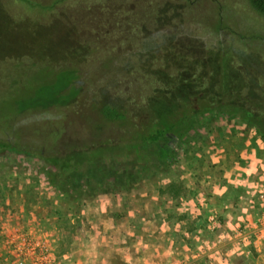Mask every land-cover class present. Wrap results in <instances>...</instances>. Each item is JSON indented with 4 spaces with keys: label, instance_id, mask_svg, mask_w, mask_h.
I'll use <instances>...</instances> for the list:
<instances>
[{
    "label": "rangeland",
    "instance_id": "374dc122",
    "mask_svg": "<svg viewBox=\"0 0 264 264\" xmlns=\"http://www.w3.org/2000/svg\"><path fill=\"white\" fill-rule=\"evenodd\" d=\"M183 41L201 53L196 56L207 65L212 86L229 81L227 101L247 108L259 103L264 17L246 0H0V142L19 148L0 149V264H15V246L27 238L49 242L61 264L105 263L80 232L86 203L76 208L47 184L43 170L49 166L40 155H68L72 146L87 151L113 135L114 129H97L103 126L100 108L127 107L131 97L149 100L151 76L173 67L168 49ZM213 136L219 143L228 138L218 153L210 150ZM175 151L170 168L154 148L147 150L150 159L132 156L138 182L118 194H162L179 178L197 190L201 209L222 212L221 226L247 225L245 234L254 238L264 195L260 132L236 115L212 116ZM145 163L151 172L140 177ZM227 208L232 217L224 214ZM256 240L258 246L236 236L226 242L252 250L250 258L238 257L241 264H264V235Z\"/></svg>",
    "mask_w": 264,
    "mask_h": 264
},
{
    "label": "trees",
    "instance_id": "16d2710c",
    "mask_svg": "<svg viewBox=\"0 0 264 264\" xmlns=\"http://www.w3.org/2000/svg\"><path fill=\"white\" fill-rule=\"evenodd\" d=\"M246 1L258 15L264 17V0ZM171 46L168 49L171 56L167 61L173 67L167 73L151 76L153 91L149 100L131 97L127 107L106 104L100 108L103 126L97 129H114L117 134L101 140L100 145L88 146L87 151L83 148L77 152L72 146L68 155H40L49 166V169L43 170L47 184L57 189L74 207L80 208L83 203L94 201L110 189L115 192L131 191L133 185L129 186V183L138 182L133 169L139 166L132 168L129 160L135 155L150 159L148 148L157 150L158 157L170 168L176 163L175 147L183 144L199 121H207L212 116L236 115L254 126L264 142L263 88L261 92L258 90L259 103L250 108L245 104L238 106L233 99L227 101L230 98L229 81L212 86L207 76V65L196 56L201 53L193 51V48L196 49L194 45L183 41ZM172 68L182 75H173ZM254 83L259 87V83ZM17 148L16 144L0 142L3 151H16ZM140 169V177L142 173L151 172L147 163ZM196 191L189 190L185 182L177 178L162 194L173 200L183 197L190 202L195 199L199 206L200 200L194 197Z\"/></svg>",
    "mask_w": 264,
    "mask_h": 264
},
{
    "label": "crops",
    "instance_id": "0c3cea01",
    "mask_svg": "<svg viewBox=\"0 0 264 264\" xmlns=\"http://www.w3.org/2000/svg\"><path fill=\"white\" fill-rule=\"evenodd\" d=\"M208 139L213 144L211 153H218L217 148L228 141L225 136L220 143L216 136ZM223 151H227L224 146ZM214 186L218 188V182ZM188 202L183 197L173 200L160 193L104 194L81 207L84 223L80 232L90 237L86 240L95 252L101 251L104 264H183L188 260L192 264H241L237 261L240 255L250 258V248L246 250L243 245L239 250L237 244L228 246L226 242L234 236L239 239L241 229L221 226L222 212H213L208 206L201 209L195 199ZM227 209L224 214L232 217L233 212ZM223 241L225 244H219Z\"/></svg>",
    "mask_w": 264,
    "mask_h": 264
},
{
    "label": "built area",
    "instance_id": "2783aa9c",
    "mask_svg": "<svg viewBox=\"0 0 264 264\" xmlns=\"http://www.w3.org/2000/svg\"><path fill=\"white\" fill-rule=\"evenodd\" d=\"M259 201L261 203L260 208V219L256 226H252L251 229L254 235L248 237L245 234V231H249V226L244 225L239 230V239L244 241L250 240L255 246H258L257 240L260 239L264 235V195L261 194L259 196ZM22 242L18 243L15 246V256L17 261L15 264H61L60 257H58L51 246V244L41 238H27V239H20ZM29 240V241H27ZM27 241V242H26Z\"/></svg>",
    "mask_w": 264,
    "mask_h": 264
}]
</instances>
